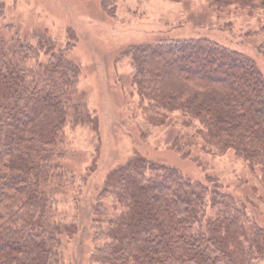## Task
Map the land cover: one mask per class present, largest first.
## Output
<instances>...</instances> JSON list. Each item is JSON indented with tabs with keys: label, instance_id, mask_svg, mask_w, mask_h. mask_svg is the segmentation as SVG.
Wrapping results in <instances>:
<instances>
[{
	"label": "trees",
	"instance_id": "obj_1",
	"mask_svg": "<svg viewBox=\"0 0 264 264\" xmlns=\"http://www.w3.org/2000/svg\"><path fill=\"white\" fill-rule=\"evenodd\" d=\"M207 1L213 9L264 11V0ZM101 6L115 17L116 0H101ZM32 34L7 39L0 33V264L58 263L64 236L76 232L73 220L65 223L55 213L54 189L73 178L60 163L63 130L67 124L97 130L98 124L85 102L73 100L80 68L66 56L70 45L57 47L47 32ZM257 49L264 57V43ZM119 57L129 60L132 85L153 119L162 124L158 114L180 112L188 126L193 121L196 137L221 152L231 149L258 170L264 188V76L251 57L209 38L134 44ZM172 145L189 156L186 146ZM209 181L144 157L116 167L92 208L94 223L106 227L93 233L101 242L91 259L264 264V227Z\"/></svg>",
	"mask_w": 264,
	"mask_h": 264
},
{
	"label": "rangeland",
	"instance_id": "obj_2",
	"mask_svg": "<svg viewBox=\"0 0 264 264\" xmlns=\"http://www.w3.org/2000/svg\"><path fill=\"white\" fill-rule=\"evenodd\" d=\"M0 5L5 38L29 39L31 34L32 39L36 30L47 32L59 48L70 45L66 56L80 68L73 100L85 102L98 119L97 130L85 124H67L63 130L60 163L73 178L54 189L55 213L65 223L73 220L76 232L64 236L57 264H98L91 253L101 241L93 233L106 224L94 223L92 208L107 175L133 157L172 166L193 181L210 184L214 179L264 227L258 170L253 173L231 149L221 152L196 137L193 121L188 126V117L180 112L158 114L164 119L159 124L132 85L129 60L119 57L134 44L209 38L251 57L264 76V57L257 49L264 43L263 10L248 12L237 5L213 9L207 0H116L111 17L101 0H0ZM173 142L186 146L189 156L182 157ZM106 201L112 206L110 198Z\"/></svg>",
	"mask_w": 264,
	"mask_h": 264
}]
</instances>
